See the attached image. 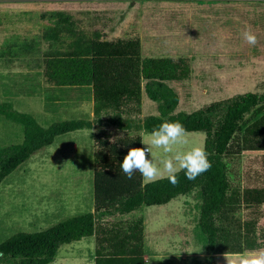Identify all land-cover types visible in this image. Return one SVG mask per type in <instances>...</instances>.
<instances>
[{"label": "rangeland", "instance_id": "1", "mask_svg": "<svg viewBox=\"0 0 264 264\" xmlns=\"http://www.w3.org/2000/svg\"><path fill=\"white\" fill-rule=\"evenodd\" d=\"M44 11L67 13L86 38L135 40L139 59L146 56L185 59L188 79L168 83L178 97L174 111L190 112L238 93L264 90V0H0V43L13 34L21 37L39 34L46 24L39 17ZM246 25L257 36L255 46L243 38ZM43 48L40 45L41 51ZM1 102L30 113L42 126L77 118V87L48 83L42 75L40 53L0 66ZM155 107L156 102L149 101L140 88L138 106L122 107L133 121L131 127L119 130L103 125L96 132L108 140L140 136L138 120L154 113ZM262 113L264 108L243 116L239 130L222 156L228 193L240 195L245 187H264V149L243 150L241 146L245 127ZM143 133L142 141L149 132ZM189 134L190 143L203 142L202 132ZM21 137L20 125L0 115V147L17 143ZM153 151L158 161L162 154ZM82 169L77 167L76 131L55 136L49 145L17 165L0 181V242L17 231L42 230L76 215L77 205L83 206L81 212L89 210L84 205L92 178ZM200 201L199 190L194 188L165 206H141L129 214L106 217L98 223H116L125 228L130 220L140 216L146 264H205V239L197 225ZM232 207L235 220L255 214L254 233H261L264 202L252 214L242 205ZM220 220L215 221L219 224ZM223 225L226 231L237 230L236 223ZM84 238L79 243L88 240ZM232 241L233 238L222 241V249ZM73 243L77 244L76 241L67 244ZM234 255L220 253L214 260L216 264H227L225 257ZM70 257L66 264H76L77 259L73 261ZM14 262L7 258L0 260V264Z\"/></svg>", "mask_w": 264, "mask_h": 264}, {"label": "trees", "instance_id": "2", "mask_svg": "<svg viewBox=\"0 0 264 264\" xmlns=\"http://www.w3.org/2000/svg\"><path fill=\"white\" fill-rule=\"evenodd\" d=\"M39 17L46 20L39 34L30 37L13 34L2 40L0 66L40 53L42 75L48 83L91 86L93 121L66 119L42 126L30 113L14 110L8 102H1L0 115L20 125L22 137L17 143L0 147V181L33 152L49 145L55 136L93 124V210L42 230L12 233L0 242V260L12 259L14 264H47L61 244L93 235L94 264H143L140 216H135L125 228L116 223L98 222L113 215L129 214L141 206L166 203L194 188L200 193L197 225L205 239V264H216V254H237L264 247V229L258 235L254 233L255 214L243 220L232 217L233 205H242L251 214L256 212L264 202V187H245L240 195L228 193L222 159L243 116L264 108V90L238 93L190 112L174 111L178 97L168 83L188 79L189 66L185 59H139L135 40L86 38L75 28L71 16L62 11H44ZM40 45H44L42 51ZM141 80L145 96L156 102V114L140 118V129L151 132L165 120H179L188 132L203 133L212 166L195 180H188L184 171L178 174L179 183L175 186L166 178L142 183L139 172L129 179L120 163L129 148L140 147V137L108 140L96 132V128L103 125L119 130L131 127L133 121L122 107L138 106ZM241 146L243 150L264 149V113L245 127ZM217 218L221 219L219 224L215 221ZM231 223H236L237 230L227 228L226 231L223 224ZM228 238L233 241L228 243L227 250L222 249L221 242Z\"/></svg>", "mask_w": 264, "mask_h": 264}, {"label": "clouds", "instance_id": "3", "mask_svg": "<svg viewBox=\"0 0 264 264\" xmlns=\"http://www.w3.org/2000/svg\"><path fill=\"white\" fill-rule=\"evenodd\" d=\"M242 35L250 46L257 44V36L250 25L245 26ZM189 135L181 121L165 120L145 135L141 142L143 147L128 149L120 168L129 179L135 172H139L149 183L166 178L175 186L179 183L178 174L181 171H184L188 180H195L212 165L205 144L190 143ZM154 149L162 154L158 161ZM225 259L227 264H264V248L249 250Z\"/></svg>", "mask_w": 264, "mask_h": 264}, {"label": "crops", "instance_id": "4", "mask_svg": "<svg viewBox=\"0 0 264 264\" xmlns=\"http://www.w3.org/2000/svg\"><path fill=\"white\" fill-rule=\"evenodd\" d=\"M146 57H152V56H146ZM163 57H168V56H163ZM141 82H143V81L141 80L140 83ZM70 87H77V118H74V119H81V120L89 121L92 123V121H93V113H92L93 103H92L91 86L90 85H76V86H70ZM141 91L144 94V91L142 89V83H141ZM149 101H151V100H149ZM150 114H156V107H155V112L150 113ZM146 115H149V114H146ZM143 116H145V115H143ZM142 117H140V118H142ZM64 120H66V119H64ZM108 127H113V126H108ZM94 130L95 129H94L93 124H91L90 127H81V128H77V129L73 130V131H76V133H77V167L80 166L81 169L84 168L82 170H85L91 176V178H92V172H93V151H94V143H93L92 135H93ZM143 131L144 130L140 129V128L138 130V132L141 136V137L139 136L140 137V143H141L143 136H144ZM67 133H71V131H69ZM89 182H90V179H89ZM141 182L142 183L146 182L142 176H141ZM178 196H180V195L175 196L174 198L170 199L166 203L158 204V205L165 206L166 204H169L170 202H172V200ZM78 201H79V199H77V202ZM84 206H86V207L89 206V208H86L89 210H86L85 212H92V210H93L92 179H91V184H89V196H87V200H85ZM82 207L83 206L77 205V214L85 213V212H81V211H83V210H81V209H83ZM83 238L84 237L80 238L79 241H81ZM85 238L88 239V240H86L88 242L85 241V242L79 243L78 240H75L77 242V244L76 243H73V244L65 243V244H67L66 246L64 244H61L57 248L53 259L47 264H50V263L56 264V262H57V264H66L65 260L67 259L68 256H71L70 259H72L73 261H76V259H77L76 264H94V247H95L94 236L93 235L85 236ZM72 242H74V241H72ZM258 249H260V248H258ZM72 251L73 252L77 251V253H81V254H77V256L74 254H68L69 252H72ZM142 251L143 250H142V244H141V252ZM142 261H143V264H146V261L144 260V257H143V252H142Z\"/></svg>", "mask_w": 264, "mask_h": 264}]
</instances>
